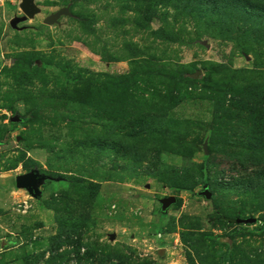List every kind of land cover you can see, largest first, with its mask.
Returning <instances> with one entry per match:
<instances>
[{
    "label": "rangeland",
    "instance_id": "rangeland-1",
    "mask_svg": "<svg viewBox=\"0 0 264 264\" xmlns=\"http://www.w3.org/2000/svg\"><path fill=\"white\" fill-rule=\"evenodd\" d=\"M150 1L0 0V264H264V0Z\"/></svg>",
    "mask_w": 264,
    "mask_h": 264
},
{
    "label": "water",
    "instance_id": "water-1",
    "mask_svg": "<svg viewBox=\"0 0 264 264\" xmlns=\"http://www.w3.org/2000/svg\"><path fill=\"white\" fill-rule=\"evenodd\" d=\"M35 0H21L19 4V9L23 13L22 17H14L9 21V25L13 29H20L18 28L17 24L25 21L27 18H32L34 14L38 12L37 7L34 3ZM69 14V10L67 8H60L47 18L43 20V23L45 25H52L58 21V19L63 16ZM12 122L19 121V117H14L11 119ZM52 178L48 175L39 172L37 169H33L25 174H20L16 176L15 178V186L17 188L25 189L27 193L32 196L35 199H39L41 197V192L39 190V187L46 181L51 180ZM59 178H56L55 180H58ZM199 196L204 197L207 200L211 199V192L204 188L202 191L198 192ZM176 202V198L174 196H169L165 198L159 199V203L161 205V210H166L169 206L174 204ZM235 222L237 224H247L251 225L256 222V219L253 217H247V218H236ZM111 239H114V235L111 236ZM230 243V242H229Z\"/></svg>",
    "mask_w": 264,
    "mask_h": 264
},
{
    "label": "trees",
    "instance_id": "trees-1",
    "mask_svg": "<svg viewBox=\"0 0 264 264\" xmlns=\"http://www.w3.org/2000/svg\"><path fill=\"white\" fill-rule=\"evenodd\" d=\"M133 1H135V2H140V1H144V0H133ZM156 1V0H155ZM154 1V2H155ZM194 1H196V2H200V0H194ZM226 1V0H225ZM250 2H252V0H249ZM148 2H149V0H148ZM151 2V4H154V2H152V0L150 1ZM150 4V3H149Z\"/></svg>",
    "mask_w": 264,
    "mask_h": 264
}]
</instances>
